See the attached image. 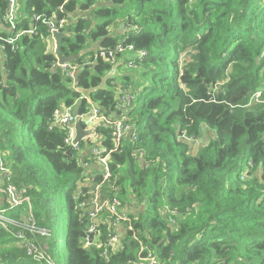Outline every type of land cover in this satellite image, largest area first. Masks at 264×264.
I'll return each instance as SVG.
<instances>
[{"label":"trees","instance_id":"obj_1","mask_svg":"<svg viewBox=\"0 0 264 264\" xmlns=\"http://www.w3.org/2000/svg\"><path fill=\"white\" fill-rule=\"evenodd\" d=\"M6 10L0 0V189L23 200L17 223L30 217L48 236L23 231L38 262L17 226L0 229V264H132L149 253L158 264H264V108L247 106L258 91L264 102V0H25L15 29ZM61 19L71 23L60 53L75 58L76 78L55 67L43 22ZM124 93L136 140L109 154L105 191L117 187L132 209L104 257L107 225L85 247L89 220L75 200L101 176L77 157L84 141L71 149L51 124L63 109L114 119ZM95 133L113 149L108 126Z\"/></svg>","mask_w":264,"mask_h":264},{"label":"built area","instance_id":"obj_2","mask_svg":"<svg viewBox=\"0 0 264 264\" xmlns=\"http://www.w3.org/2000/svg\"><path fill=\"white\" fill-rule=\"evenodd\" d=\"M16 1L17 0H6L7 10L4 16V23L8 25L10 29H15L16 27ZM43 22L47 26V31L51 37V41L55 48L54 34L59 33V29L66 27L67 19H61L57 23L52 20H47ZM27 33L32 34V31H28ZM21 34H17L14 38H8L7 43L9 45H12V48L16 49L17 47L15 46V42ZM123 51L132 52L133 49L132 47L117 48V53H121ZM133 54L135 59L138 60H142L146 55L144 51L134 52ZM127 66L129 68H133L132 61H130ZM55 67H60L68 77L75 78L74 68L71 65H59L57 59ZM261 95L262 91H258L254 95H252L247 106H256L264 104V102L261 100ZM132 101V94L124 93L123 95H121L119 105L117 107V116L114 119H109L103 115L101 116L99 110L96 108H93L92 112L87 115H79L77 113H74L70 109H63L55 112L51 124L52 126L63 127L66 129L67 133L64 141L71 149H74L75 151H79V144H73V141L75 139V123L80 122L85 130H91L94 126L98 127L101 124H104L111 129V137L114 144L113 149L106 151V149H104L101 145L98 148L91 149L86 154L89 162H83L82 164L84 167L92 168L93 170H96L97 168H99V165H102L104 171L96 173L101 176V181L97 184H92L90 181L87 182L89 183L90 189L86 192L79 190L77 197H75V200H79V202H77L76 204V209L80 208L83 215L86 213L87 219L89 220V226L87 228L85 236V247H88L90 244H92L89 243L88 236L89 234H93L95 237L97 228L101 223L106 224L109 229V233L105 240L106 249L103 251L104 257H106L107 249H113L119 241L117 228L123 223L129 222L128 213L132 209L131 205L126 202H122L119 197L116 196L117 187L110 186L109 191L113 194H109L107 193V191H105V183L109 180L110 177V173L108 170L109 154L118 151L121 147L123 139L128 135L133 136L132 139L136 140L135 134L133 133V126L125 122L126 113L131 107ZM94 134L95 132L92 135ZM87 139H89V137L84 139L83 141ZM7 175L8 171L4 168L3 161L0 155V176H3V178H5L7 177ZM2 181L3 179L1 180V182ZM3 194L5 197V202L8 206L7 208H5L2 207L3 205H1L0 229L7 230L9 226H17L19 230L15 232L14 236L19 241V244H21L25 248L27 255L31 256L33 260L41 262L44 259L42 251L39 249V246L34 241H27L24 239L23 231L27 230L31 233H38L42 236H48L47 231L43 229L35 230L33 227L32 219L30 217H27L23 223H17L10 216V214L12 210L22 205L23 200L17 193L15 187L11 185H8L3 190ZM81 197L84 199L81 200ZM171 213L175 214V212ZM132 264H158V262L149 253L146 259Z\"/></svg>","mask_w":264,"mask_h":264},{"label":"water","instance_id":"obj_3","mask_svg":"<svg viewBox=\"0 0 264 264\" xmlns=\"http://www.w3.org/2000/svg\"><path fill=\"white\" fill-rule=\"evenodd\" d=\"M62 40H63V35L62 34H59V33H55L54 34V45H55L54 53H55V56L58 59L59 65L69 64V63H72L75 60V58H73V57H63V56H61L60 49H61V46H62ZM75 78H76V74H75ZM262 108H264V104H261L260 107H259V109H262ZM96 129H97V126H94L91 130H85L80 122L75 123V125H74L75 139L73 141V144H79L84 139L90 137L95 132ZM67 154L69 156H72L70 150L67 151ZM86 219H87V214L85 213L83 215L82 220H86ZM93 238H94V235L93 234H89V236H88L89 243L93 242Z\"/></svg>","mask_w":264,"mask_h":264},{"label":"rangeland","instance_id":"obj_4","mask_svg":"<svg viewBox=\"0 0 264 264\" xmlns=\"http://www.w3.org/2000/svg\"><path fill=\"white\" fill-rule=\"evenodd\" d=\"M24 4H25V0H17L16 1L15 9H16L17 17H19L23 13V11H24ZM70 23H71V21H68L67 20L66 27H69L70 26ZM72 26H73V22L71 24V27ZM1 63H2V59L0 57V67L2 65ZM115 76L117 77V76H119V74L114 75V77ZM115 82L117 84V87L119 88L121 86L120 85V82L118 80H116ZM101 140H102L101 135L100 134H96V133L94 135H92L91 137H89V139L85 140L83 147L80 148V151L81 152L77 153V157L79 158V161L80 162L82 161L81 155L82 156H85L91 149L98 148L101 145ZM96 171L97 172H103L104 171L103 166L102 165H99V168H97ZM84 174L88 177L89 174H90V170L85 169Z\"/></svg>","mask_w":264,"mask_h":264},{"label":"crops","instance_id":"obj_5","mask_svg":"<svg viewBox=\"0 0 264 264\" xmlns=\"http://www.w3.org/2000/svg\"><path fill=\"white\" fill-rule=\"evenodd\" d=\"M0 57H1L2 62H3L4 57H3V54H2V49H1V48H0ZM1 64H2V63H1ZM0 72H1V67H0ZM0 183H1V179H0ZM4 198H5V197L3 196V190L0 189V206H1L2 203H3V200H5ZM119 227H120V226H119Z\"/></svg>","mask_w":264,"mask_h":264},{"label":"bare ground","instance_id":"obj_6","mask_svg":"<svg viewBox=\"0 0 264 264\" xmlns=\"http://www.w3.org/2000/svg\"><path fill=\"white\" fill-rule=\"evenodd\" d=\"M93 175H95V174H93ZM93 175H92V176H93Z\"/></svg>","mask_w":264,"mask_h":264}]
</instances>
